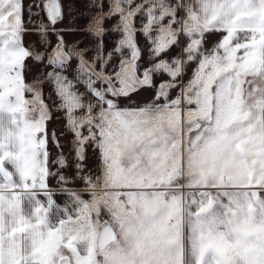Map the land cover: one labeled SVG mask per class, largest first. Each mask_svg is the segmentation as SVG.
<instances>
[{
    "label": "snow or ice",
    "instance_id": "1",
    "mask_svg": "<svg viewBox=\"0 0 264 264\" xmlns=\"http://www.w3.org/2000/svg\"><path fill=\"white\" fill-rule=\"evenodd\" d=\"M90 7L0 0V264H264V0Z\"/></svg>",
    "mask_w": 264,
    "mask_h": 264
},
{
    "label": "crops",
    "instance_id": "2",
    "mask_svg": "<svg viewBox=\"0 0 264 264\" xmlns=\"http://www.w3.org/2000/svg\"><path fill=\"white\" fill-rule=\"evenodd\" d=\"M30 0H25V6L27 7L28 3ZM61 3L64 6L65 10V20L63 24L58 25V27H64L65 25L73 24L75 27L79 29H83L87 23L90 21L91 17L95 14L97 9L90 7V4L92 3V0H61ZM69 5H71L72 8V17L73 19H69L68 16V9ZM25 18L27 19V13L25 14ZM105 28L110 29L111 28V22L106 21L105 22ZM118 38V34L108 32L107 35L105 36L106 42H111L112 40ZM54 39V37H52ZM219 39V36L217 34L210 35L209 40L210 42H215ZM66 40L68 41L69 44H75L77 41H80L81 47H91L94 45L95 40L93 37H91L88 33H86L83 30L77 31L76 33L72 35L66 36ZM36 42V37L35 36H29L26 37V42ZM140 42L143 45L144 40L142 37H140ZM151 92L150 91H144L142 90L139 94H135L131 97V101H122L121 106H131V107H136L142 105L144 102H146L150 98ZM50 129L55 127L59 129L61 132L63 131V120L62 119H54L52 121V126H49ZM58 134H60L58 132ZM71 134L70 133H65L61 135V143H67L68 139L70 138ZM50 150L54 151L52 149V146L50 145ZM65 154L69 158V167L65 170L66 175L72 176L74 174V168L72 167V155L69 151V148H65ZM88 156L89 159L85 162L87 165V169H92L94 167V162H95V156L92 153L91 148H89L88 151ZM51 183L53 186H55V180H52ZM76 186H81V185H76Z\"/></svg>",
    "mask_w": 264,
    "mask_h": 264
},
{
    "label": "rangeland",
    "instance_id": "3",
    "mask_svg": "<svg viewBox=\"0 0 264 264\" xmlns=\"http://www.w3.org/2000/svg\"><path fill=\"white\" fill-rule=\"evenodd\" d=\"M49 126H52V122L50 123V125Z\"/></svg>",
    "mask_w": 264,
    "mask_h": 264
}]
</instances>
